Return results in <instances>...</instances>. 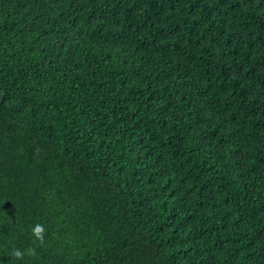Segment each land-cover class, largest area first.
I'll use <instances>...</instances> for the list:
<instances>
[{"label":"trees","instance_id":"trees-1","mask_svg":"<svg viewBox=\"0 0 264 264\" xmlns=\"http://www.w3.org/2000/svg\"><path fill=\"white\" fill-rule=\"evenodd\" d=\"M0 264H264V0H0Z\"/></svg>","mask_w":264,"mask_h":264},{"label":"clouds","instance_id":"clouds-1","mask_svg":"<svg viewBox=\"0 0 264 264\" xmlns=\"http://www.w3.org/2000/svg\"><path fill=\"white\" fill-rule=\"evenodd\" d=\"M44 231L45 229L42 224H36L32 228V232L35 235L36 239L40 241H43L44 239ZM25 252L28 255H33L35 253V249L29 248V249H26ZM25 252H21L19 249L14 248L11 254L15 257H21L25 254Z\"/></svg>","mask_w":264,"mask_h":264}]
</instances>
